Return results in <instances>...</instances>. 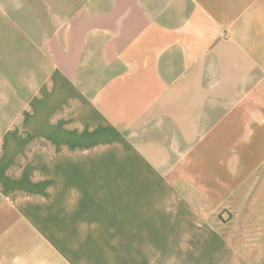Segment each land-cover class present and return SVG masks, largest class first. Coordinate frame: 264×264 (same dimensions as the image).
<instances>
[{"label":"crops","instance_id":"0c3cea01","mask_svg":"<svg viewBox=\"0 0 264 264\" xmlns=\"http://www.w3.org/2000/svg\"><path fill=\"white\" fill-rule=\"evenodd\" d=\"M17 20L0 36H41ZM64 20L0 140V264H185L153 230L244 213L264 179V0H78ZM106 238L126 254L90 256Z\"/></svg>","mask_w":264,"mask_h":264},{"label":"rangeland","instance_id":"374dc122","mask_svg":"<svg viewBox=\"0 0 264 264\" xmlns=\"http://www.w3.org/2000/svg\"><path fill=\"white\" fill-rule=\"evenodd\" d=\"M50 1L55 2L53 4ZM77 1L0 0V32L3 30L7 33L17 28L15 21H18V17L19 20L23 19L25 29L37 30L35 32L41 34L40 37H25L23 42L19 37L0 36V57H3L0 59V140L4 135L10 136L11 132L22 127L19 111L27 103L26 99L38 80L43 82L49 73L48 58L44 53L47 34L64 23ZM38 44L41 46L40 52L36 47ZM3 48L4 52L1 51ZM21 51L23 57H18L17 52ZM4 57H8L7 61ZM247 189L248 196L242 202L247 205L244 213L239 210L216 215L217 220L212 221L213 227L207 224L209 227L154 229L156 237L153 239L159 243L168 241L169 256H180L179 259L182 258L181 262L185 264L191 263L197 256L201 264H209V257L216 264H264V179L249 182ZM112 230L113 227L103 230L110 240ZM109 239L106 238L104 245L90 242L89 255L116 256L121 253L124 256L128 246L121 244L114 253V245ZM154 245L153 248L160 244ZM155 254L156 250L153 256Z\"/></svg>","mask_w":264,"mask_h":264}]
</instances>
